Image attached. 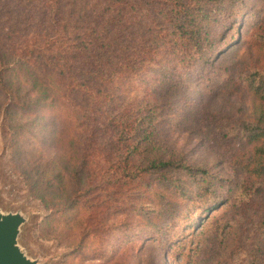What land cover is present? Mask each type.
<instances>
[{
    "label": "trees",
    "instance_id": "1",
    "mask_svg": "<svg viewBox=\"0 0 264 264\" xmlns=\"http://www.w3.org/2000/svg\"><path fill=\"white\" fill-rule=\"evenodd\" d=\"M229 1L241 4L239 0ZM159 6L163 7L162 0H0V99L9 102L5 111H10L12 107L28 112L49 108L45 105L47 103L40 105L36 99L31 100L29 92L20 93L18 85L10 82L7 72L14 69L24 71L61 108L54 141L65 139L62 147L67 154L66 168L54 178L38 171V163L33 165L28 161L32 167L23 165L19 174L27 181L33 197L49 211H61L67 217L78 212L76 218L84 222L79 248L90 237L99 238L102 248L97 251L100 255L96 259L109 256V248L103 244H106L105 238L118 228L109 221L110 217L114 219L118 215L134 212L144 200V203L152 202L147 197L165 196L167 191L173 189L182 194L176 195L177 201L185 196L184 186L174 175L196 176L199 183L194 196L198 205L203 204L202 209L189 218L186 226L182 222L184 213L178 209L175 216L164 221L162 227L157 225L146 233L133 235L135 238L128 241L131 245L137 241H154L155 245L158 243V248H171L167 244L173 243V239L169 237L167 229L179 224L182 231L188 230L187 235L193 229V221L197 220L193 225L201 229L204 221L208 224L217 218L218 214L212 216L211 213L222 209L223 204H228L232 199L235 203L258 197L264 190V5L257 9L258 12L254 11V7L238 11L230 28L224 30L227 36L235 34H230L228 40L225 34H221L216 39L222 40L221 45L212 50L213 55L208 60L214 64L217 55L226 53L234 46L256 53L255 63L248 66L234 82L249 99L262 106V112L257 119L243 121L237 127L236 138L241 140L240 145L247 151L238 152L231 159L237 167L238 179L235 183L230 181V196L224 200H216L217 183L223 182V179L214 180L206 170L187 164L184 157H163L151 151L149 155L141 150L142 145L151 143L156 134L161 107H153L155 104L148 100L149 96L143 101L134 97L138 88L136 84H147L150 73L158 72L161 68L164 74L168 68L163 65L167 58L163 45L146 46L147 42L144 41L149 38L164 41L163 38H168L169 30L179 40L186 38L192 45H201L199 50L202 53L206 48L207 36L203 37L197 29L202 22L211 18L207 10L188 12L176 8L170 12L163 8L159 10ZM244 12L247 17L256 12L259 14L248 25L246 41L237 31L241 26H247L245 19L242 20ZM132 41L141 43L134 44ZM192 53L183 55L181 70L183 65L194 59ZM178 85L173 83L164 90L171 91ZM29 124L25 123L21 130L29 131L27 141L37 140V131L25 127ZM44 141L46 138L42 137L38 143ZM104 141L112 147H105ZM113 145H117L115 157L108 154ZM146 150H149L148 147ZM17 154L21 155L19 151ZM23 168H26L25 172ZM52 180L57 186L67 183L70 190L68 203L65 202L61 209L45 192L54 186ZM95 198L105 202L114 200L110 204L113 206L110 213L99 216L88 212V201ZM117 198L123 202H133L119 206ZM186 199L194 201L191 197ZM196 206L193 205V208ZM140 210L142 216L147 215L146 209ZM82 216L84 218L79 219ZM143 218L137 221H143ZM257 221L255 230L260 237L264 236V214ZM138 222L128 221L121 236L128 237L133 228H137ZM79 248L72 254L79 253ZM163 258L164 254H160L158 260ZM113 260L109 259V263ZM255 261L254 264H264L263 260L255 258Z\"/></svg>",
    "mask_w": 264,
    "mask_h": 264
},
{
    "label": "rangeland",
    "instance_id": "2",
    "mask_svg": "<svg viewBox=\"0 0 264 264\" xmlns=\"http://www.w3.org/2000/svg\"><path fill=\"white\" fill-rule=\"evenodd\" d=\"M162 2L163 7L159 6V10L162 8L170 12L176 8L188 12L195 9L202 12L207 10L211 18L202 22L197 29L202 32L203 37L207 36L206 48L202 53L199 50L201 45H192L186 38L179 40L169 30V39L163 38L164 41H161L157 38L155 41V38H149L144 41L147 42L146 46L163 45V53L167 54L163 65L168 68L164 70L166 75L159 68L158 72L150 73L147 84H136L138 88L134 97L143 101L149 96L148 100L155 104L153 107L157 105L161 107L158 114L161 120L155 130L156 134L151 143L142 145L141 150L149 155L151 151L163 157L172 156L175 159L184 157L187 164L206 170L208 176L214 180L223 179L221 183L216 182L219 185L216 200L221 198L224 200L230 196L228 193L230 191L228 189L232 187L230 181L235 183L238 179L237 167L232 164L231 159L238 152L247 151L240 145L241 140L236 138L237 127L243 121L257 119L262 112V106L249 99L234 82L248 66L255 63L256 53L234 46L226 53L217 55L214 64L208 60L215 48L221 45L222 40L216 39L221 34L227 36L224 30L230 28L237 12L247 7H254V11H257L264 5V0H239L241 4L231 3L229 0H216L215 3L205 0ZM257 12L251 17H247L244 12L242 20L245 19L247 26H241L237 30L243 41L247 40L248 25L259 17ZM161 23L167 25L166 22ZM233 34L235 32L231 35ZM185 53L186 56L192 53L194 59L183 65L181 70L180 60ZM174 66H177L176 69H172ZM7 75H10L9 80L12 84L18 85L20 93L29 92L31 100L36 99L40 105L47 103L45 105L49 106L48 109L40 111L42 108H37L31 112L12 107L7 112L5 109L9 102L0 99V211L3 214L18 213L25 218L26 223L21 228L18 243L29 260L36 264H254L255 258L264 261V236L260 237L255 230L257 220L264 214V190L258 197L245 198L235 203L232 199V203L223 204L222 209L211 213L212 216L218 214L217 218L208 224L204 221L201 229L193 225L197 220L193 221V229L187 235L185 234L188 230L182 231L179 224L167 229L173 243H168L171 248L166 250L158 248V243L155 245L154 241L145 243L137 241L134 245L128 242L129 239L135 238L132 237L135 234L146 233L157 225L162 227L164 221L175 216L178 209L184 213L182 222L185 226L189 218L202 209L203 204L198 205L195 201L197 197L194 196L198 189V179L196 176L179 174L174 175L175 179H179V184L185 188L183 194L185 196H181L179 201L176 200V195L182 194L173 189L167 191L165 196L147 197L152 202L144 203V200L134 212L118 215L114 219L109 218L111 223L118 226L115 232L105 238L106 244H103L109 248V256L95 258L100 255L97 251L102 248V242L93 236L84 241L85 248H79L82 244L79 236L84 222L76 218L78 212L75 211V214L67 217L61 211H49L42 202L33 197L27 187V181L19 174L23 165L32 167L27 161L33 165L38 163L37 170L46 176L50 174V178H54L59 171L66 168L67 154L62 147L65 139L54 141L59 127L57 116L61 108L54 103L49 94L46 96L40 84H35L24 71L14 69L7 72ZM173 83L179 85L165 92L164 88ZM25 123H30L25 127L37 131V140L27 141L29 131L21 130ZM42 137L46 138V141L38 143L42 141ZM103 144L105 147H112L109 142L104 141ZM116 146L113 145V148L108 150L111 157H115ZM147 147L149 150H146ZM18 151L21 155L17 154ZM75 159L76 156L73 158L74 162ZM22 171L25 172L26 168ZM52 183L54 186L45 192L61 209L69 199L70 190L68 191L67 183L63 186H57L54 180ZM138 191L144 193V190ZM38 193L39 189L36 195ZM187 197L194 201L190 202ZM116 201L119 206L133 202L130 200L123 202L118 198ZM113 202L114 200L105 202L96 198L90 199L88 212L104 216L110 213V209L113 208L110 204ZM193 205L197 206L193 208ZM140 209H146L147 215L142 216ZM141 218L143 221L138 222L137 220ZM128 221L138 222L137 228H133L128 237H122L121 233ZM233 223L235 226H232ZM77 248L80 254H72ZM160 254H164L165 258L158 260ZM109 259L114 260L109 263Z\"/></svg>",
    "mask_w": 264,
    "mask_h": 264
},
{
    "label": "water",
    "instance_id": "3",
    "mask_svg": "<svg viewBox=\"0 0 264 264\" xmlns=\"http://www.w3.org/2000/svg\"><path fill=\"white\" fill-rule=\"evenodd\" d=\"M25 223V218L18 213L0 211V264H36L19 247L18 239Z\"/></svg>",
    "mask_w": 264,
    "mask_h": 264
}]
</instances>
